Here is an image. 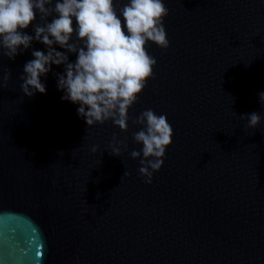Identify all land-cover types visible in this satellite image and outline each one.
Segmentation results:
<instances>
[{
    "label": "water",
    "instance_id": "1",
    "mask_svg": "<svg viewBox=\"0 0 264 264\" xmlns=\"http://www.w3.org/2000/svg\"><path fill=\"white\" fill-rule=\"evenodd\" d=\"M164 2L170 47L149 43L154 79L127 132L89 128L61 99L64 66L41 77L46 94L24 95V65L43 44L0 57V83L11 72L0 88V264H264V0ZM147 108L174 132L151 184L130 156L143 147L132 118ZM252 112L257 129L240 118ZM114 136L121 157L109 153Z\"/></svg>",
    "mask_w": 264,
    "mask_h": 264
},
{
    "label": "clouds",
    "instance_id": "2",
    "mask_svg": "<svg viewBox=\"0 0 264 264\" xmlns=\"http://www.w3.org/2000/svg\"><path fill=\"white\" fill-rule=\"evenodd\" d=\"M168 15L164 0H0V57L15 60L33 41L43 44L47 52L33 50L34 59L24 65L20 77L24 95L46 94L41 77L51 73L53 65L64 66L63 74L56 73L57 87L64 93L61 99L79 105L78 114L89 128L111 121L127 132L130 110L139 102L149 79H154L157 61L148 52L149 43L170 47L164 26ZM32 25L34 35H29L26 30ZM69 54L76 55L74 62ZM10 80L7 71L0 88H7ZM259 100L264 106V92L259 93ZM240 118L246 119L251 129H257L262 121L257 112ZM132 122L141 126L133 133V141L143 147L131 150L130 156L139 160L138 171L144 182L151 184L173 144V128L165 114L151 108ZM113 141L109 153L121 157V148L127 150V145L115 136ZM92 152L99 148L93 146ZM130 175L126 170L123 177Z\"/></svg>",
    "mask_w": 264,
    "mask_h": 264
}]
</instances>
